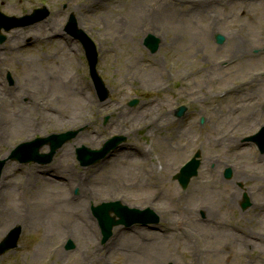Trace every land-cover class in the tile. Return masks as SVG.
<instances>
[{
	"label": "rangeland",
	"instance_id": "374dc122",
	"mask_svg": "<svg viewBox=\"0 0 264 264\" xmlns=\"http://www.w3.org/2000/svg\"><path fill=\"white\" fill-rule=\"evenodd\" d=\"M228 1L0 0V12L9 17H34L36 10L47 15L42 21L1 32L5 40L0 44V107L5 111L24 108L28 119L38 121L32 132L10 129L0 135V161L6 160L0 195L5 188L7 194L13 193L10 199L1 197L0 209L15 202L19 215L26 210L32 213L35 202L44 214L31 226L29 218L11 224L0 220V243L17 239V247L1 255L0 264H95L94 258L103 264H157L159 260H166L165 264H264V244L259 245L264 242V209L260 222L252 219L249 224L257 229L252 236H258L259 242L245 239L244 247L239 236L226 252L216 253V246L201 233L211 237L212 228L216 236L218 232L202 220H230L247 190L253 194L251 202L264 208V160L257 163L264 154L253 143L243 142L264 125V0ZM71 15L76 29L78 25L98 49L96 69L105 101L97 98L81 45L65 31ZM217 34L224 38L220 45ZM149 35L159 40L154 54L143 45ZM28 40L31 46L22 47ZM16 97L21 101L18 106ZM85 100L92 103L87 111ZM184 106L189 113L178 117ZM59 110L64 111L62 115L57 114ZM36 111L45 117H34ZM251 113L257 123L236 126L238 118ZM73 115L83 123L73 122ZM56 116L65 125L56 126ZM51 135H66L68 140L50 159L27 164L7 160L19 144ZM116 137L125 141L113 155L90 167L79 165L77 149L99 152ZM40 152L48 150L43 147ZM196 156L198 175L182 190L174 177ZM37 167L44 173L37 175L39 183H33L24 176L30 170L38 172ZM227 170L230 179L224 177ZM237 174L245 180L234 181ZM81 182L84 189L76 185ZM70 186L65 198L73 204L81 200L85 207H74L62 217L57 206L63 197L59 190ZM229 196L236 200L228 209L224 203ZM108 202H120L138 212L151 209L159 222L135 226L132 232L115 227L112 236L119 250H112L107 248L112 236L102 242L91 214L92 206ZM247 210L240 212L242 217L235 212L233 224L248 226ZM83 213L92 222V240L80 227L83 224H78ZM68 222L83 230V242L78 235L64 233ZM127 236L134 239L135 248L125 244ZM96 246L99 253L93 256ZM200 246L204 251L199 252Z\"/></svg>",
	"mask_w": 264,
	"mask_h": 264
},
{
	"label": "bare ground",
	"instance_id": "6f19581e",
	"mask_svg": "<svg viewBox=\"0 0 264 264\" xmlns=\"http://www.w3.org/2000/svg\"><path fill=\"white\" fill-rule=\"evenodd\" d=\"M67 98L69 100H74L75 99V97L74 98L67 97ZM18 100L19 99L17 97L14 100V103H16L17 106L19 104H21V101L18 102ZM5 102L7 103V100L6 99H5ZM79 102L82 104V101L81 100ZM91 105H92V103L89 100H87V101L85 100L83 107L87 111V110H89L88 108ZM13 107L14 106H12V108ZM23 111H24V108H20L17 111H5V110H2L1 107H0V135L3 132H7L10 129L15 130L19 134H21L24 130H25V132H32V131H34L35 125H36V121H38V120L37 119L36 120H34V119L31 120V118L28 119ZM63 112H64L63 110H59L57 112V114L58 115H60V114L62 115ZM38 116L41 117V118L45 117L44 114L39 113V112L36 111L34 113V117H38ZM53 120H54L56 126L65 125V121H63L60 116L54 117ZM72 120L75 123L76 122H78V123L80 122V124L83 123V119L82 118L76 117L74 115L72 116ZM228 121L231 123L233 120L231 118H229ZM238 121H240L239 126L240 125L242 126L243 125V122H245V123L246 122H248V123L251 122V123L254 124V123H257L256 121H258V120L256 118V115H254L253 113H251L248 117L238 118L237 119V122ZM6 123L8 125L7 127H6ZM252 128H254V127H252ZM237 134L239 135V133H237ZM222 141L226 142L223 139H222ZM91 142L92 143H95L96 142V139H92ZM228 143H231V142L229 141ZM209 161H211V160L208 159L207 162H209ZM104 163L106 164L107 162L105 161ZM37 169L39 170L38 172L35 169L34 170H30V171L27 172V174L24 177L27 180L32 179L33 180V183H36V182L39 183L38 182L37 175L40 174V173L43 174L44 172H40V168L39 167H37ZM243 180H245V179H242L241 177L239 178L236 175L234 176V181H243ZM102 184H103V180L101 179V183L99 185H102ZM76 185L78 187L82 188V189H84V187H85V183L84 182L78 183ZM71 188L72 187L70 186L65 191L59 190L60 193H61V195L63 197H62V199H60L57 202V206H58L59 213L61 214L62 217H64V215L69 214L70 210H73L74 207H78V208L80 207L79 209H83L85 207V202H83V204H80L81 200L77 204H73L72 202L69 201V198H65V194H67L70 191ZM18 189H21L19 185H18ZM7 191L8 190L6 188L3 189V191L1 192V195H0V200H1V197H2V199L5 198V200H6V197H9V199H10V197H13L12 196V194H13L12 191H10L9 194H7ZM241 194L238 196V199L241 197ZM85 196L86 195L83 194V198ZM247 196L248 197H252L253 196L252 192H250V191L247 190ZM233 198L234 197L229 196V197H227L225 199V203L224 204L227 206L228 209L231 208L232 206H235V203H233V202H234V199L236 200V198H234V199ZM31 205H32L31 206L32 213H30L29 210L28 211L26 210L24 212H20L21 215H19L18 212H17V210H15V208L17 209V204L15 202H13L12 204H9L8 207H4V210H1L0 209V212H1L0 213V220H9L10 221V224H11V223H15L18 220V218H21V219L24 218L25 220H28V218H29V220H28L29 221V226H31L32 224L35 225V222L39 218L43 217L44 210L37 203H35V202L33 204H31ZM37 209L39 211L38 213H37ZM263 209L264 208H260V205H259V206H256L255 208H253L252 211L253 212H255V211L262 212ZM247 211H250V209L247 210ZM236 212H237V214L239 213V215L242 216V214L240 213L239 210H236ZM79 219L82 220V223H78V224H83L80 227H82V228L85 229L86 237L89 240H92V238H95V235H94V232H93L92 222L90 221V218L88 217V214L87 213L81 214V217ZM251 219L258 220V217H257V215L253 214L251 216ZM213 220H214V218L205 220V223H208L209 225H211L213 227V229L216 230V232H218L220 234L215 233L216 234V236H215L214 233L211 231L212 228L209 229V234L211 235V237H209L202 230H201V233H202L203 237L206 240L212 241V243L214 244V246H216V248H215L216 253H220L222 251H225L226 252V250H228L231 247V244L238 243V237L239 236H237L235 234H232L235 231V226L233 224H230L231 222L229 220L222 221V222H220V221L219 222H215ZM26 224H28V223H26ZM26 224L25 223H22L23 226H27ZM67 225L69 226V229L67 227H65L64 228V233H66V234H68L69 236H72V237H74L75 235H78L79 239H81V241L83 242V235H84L83 230H80V227L79 228L76 227L72 222H68ZM230 232H232V233H230ZM3 233L4 232H2L1 234H3ZM115 234H116V232H115ZM174 234L175 235H179V233H177V232H174ZM187 235L190 236V234H187ZM114 237L110 240L109 244L107 245V248H111L112 250H114L115 247H117V245L119 243L118 242L116 244L114 242ZM127 238L128 239L125 241V244L128 245V246H130L129 248H131V247L132 248H135V246H137V245H135L134 239H132V237H129V236H127ZM186 240H187V238H186ZM240 243H242L243 245L245 244L244 247L246 246V240H245L244 237H240ZM139 244L141 246H143V244H141V243H139ZM262 244H264L263 241H261V243L259 245H262ZM126 245H120V246L122 248H124V249H127V246ZM115 250L117 251L119 249H115ZM92 251H93L92 252V255L93 256L94 255L96 256L99 253L98 252L99 251V248L96 246V247H94L92 249ZM201 251H204V250H201ZM212 252H214V251H212ZM82 260H84V258H81V261ZM89 261H91V258L89 259ZM93 263H95V264H103V263H101V261L99 260V258H94L93 259ZM156 263L157 264H165L166 263V260H159V261H156Z\"/></svg>",
	"mask_w": 264,
	"mask_h": 264
},
{
	"label": "water",
	"instance_id": "95a60500",
	"mask_svg": "<svg viewBox=\"0 0 264 264\" xmlns=\"http://www.w3.org/2000/svg\"><path fill=\"white\" fill-rule=\"evenodd\" d=\"M45 15L43 16H38L35 18V20H32L30 21L29 17H25V18H22V19H15V18H7V17H4L3 15H0V19L1 20H4L8 23L7 26H5L4 28L6 29V31H9L10 29L12 28H15V27H18V26H24V25H28L36 20H41L42 18H44ZM68 27H71V24L68 25ZM78 34H80L86 41H89L85 38V36L80 33V32H75V36H77ZM79 36V35H78ZM223 40V38L221 36H217V41L218 43H221ZM158 43L159 41L154 39L152 36H149L146 41H145V45L151 50L152 53H154L158 47ZM84 44V43H83ZM85 47H88L87 49H91V54H90V67H91V71H92V74L93 76L96 78V75L93 71V67H94V64H95V59H96V54H95V51H94V47L92 46V43L90 44V41L85 43L84 44ZM97 79V78H96ZM183 109H180V112H182ZM67 138L66 135H61L58 137V141L57 139H54V137H49V138H46V139H38L36 141H34L33 143L29 144L28 147H30V150H29V155H28V159L27 158H24L23 161H37V159L39 160L40 156H38L37 154V151L40 147H42L43 145H46L48 142H50V147H51V154L47 157V158H50V156L53 154L55 148L57 146H59V144H62L64 142V140ZM121 141V139H115V142L112 143V145L110 147H107L106 149H104L103 151L99 152V153H90V155H92L87 163L83 162L84 159L83 158H80V162L83 166L85 165H89L91 163H94L96 162L98 159L104 157L108 152H110L112 149L115 148V146ZM62 142V143H61ZM111 142H109L108 144H110ZM22 152V149L21 147L18 148V151H15L13 154H12V158H18V154ZM78 152H85L84 149H82L81 151L79 150ZM5 164V161H0V174H1V171H2V168ZM191 167H192V171L187 173V172H184L181 176H179V181L180 183L182 184L183 187L186 186V184L188 183V180L191 176H193L195 174V168H196V163L193 162L191 164ZM117 210V209H116ZM93 213L94 215L98 218L99 222H100V226H101V229H102V234H103V240H106L110 235H111V228L113 225H115V223L108 217L107 215V211H105V206H102L101 208H96V209H93ZM119 216V215H118ZM122 220V219H121ZM122 221H120L121 223ZM14 234H17V230L14 231L12 233V236ZM16 240H13L11 241L10 243H8L6 245V243H3L0 248H1V252L0 253H3L5 252L6 250L10 249V248H13L15 246V243H16Z\"/></svg>",
	"mask_w": 264,
	"mask_h": 264
}]
</instances>
